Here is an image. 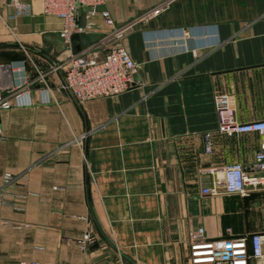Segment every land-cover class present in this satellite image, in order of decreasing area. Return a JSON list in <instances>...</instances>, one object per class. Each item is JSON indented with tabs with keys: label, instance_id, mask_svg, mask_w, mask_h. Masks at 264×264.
<instances>
[{
	"label": "crops",
	"instance_id": "0c3cea01",
	"mask_svg": "<svg viewBox=\"0 0 264 264\" xmlns=\"http://www.w3.org/2000/svg\"><path fill=\"white\" fill-rule=\"evenodd\" d=\"M99 6L92 14L78 6L75 23L125 47L134 83L79 103L52 70L70 50L57 53L44 38L61 20L44 15L40 0H0V88L23 79L28 88L0 112V187L5 172L15 177L0 196V264H131L120 253L136 264H187L198 228L205 238L262 230L264 191L201 190L258 149L257 133L217 131L215 97H228L239 122L264 119V0ZM183 28L204 39L183 48L170 39Z\"/></svg>",
	"mask_w": 264,
	"mask_h": 264
},
{
	"label": "built area",
	"instance_id": "2783aa9c",
	"mask_svg": "<svg viewBox=\"0 0 264 264\" xmlns=\"http://www.w3.org/2000/svg\"><path fill=\"white\" fill-rule=\"evenodd\" d=\"M16 1V0H14ZM105 0H40L44 15L56 16L61 20L59 30L65 42H68L73 32L82 30L75 23V11L78 6L95 7ZM16 3V2H15ZM20 13L29 11L28 5L17 6ZM161 6L155 7L148 15H156ZM94 12H91L92 14ZM105 24L111 26L113 21L106 10L101 11ZM124 28L115 30L112 35L120 38ZM170 39L184 40L183 48L187 40H203L204 36H191L187 29H181L179 36ZM66 61L52 66V70L61 71L63 74V87L66 88L74 99L82 103L84 101L103 97L115 96L129 89L134 81L133 74L136 64L122 45L111 47L101 59H93L82 51L73 52L70 47ZM23 70L21 66L19 68ZM14 70V69H12ZM17 70V69H16ZM46 86L42 91L46 90ZM28 92L24 79L18 85L13 86L8 92L0 88V112L9 109L13 101ZM215 106L218 118L217 131L226 134L257 133L261 136L258 149L254 153L253 160L245 166L241 162L224 164L221 175L216 176V170L209 168L208 172L216 176L210 187L202 188L204 194L216 195L219 192L246 196L251 192L264 191V119L239 122L234 119L233 108L228 97L218 94L215 97ZM3 138L0 124V139ZM204 150L210 152L211 143L206 138ZM15 177L10 172L3 174L0 196L5 186L11 183ZM221 184V187H219ZM262 230L249 234L231 235L217 238H205L202 228H198L191 236L188 243L187 264H264V202L261 205ZM84 235V240L88 239ZM24 264V263H22Z\"/></svg>",
	"mask_w": 264,
	"mask_h": 264
},
{
	"label": "water",
	"instance_id": "95a60500",
	"mask_svg": "<svg viewBox=\"0 0 264 264\" xmlns=\"http://www.w3.org/2000/svg\"><path fill=\"white\" fill-rule=\"evenodd\" d=\"M84 13H91L98 11V9H102L101 6H83L82 8ZM103 11V10H101ZM80 28L83 27V23L78 24ZM103 35L101 33L97 32H85L84 30H81L79 32H73L68 42H65L64 38L60 36V32H48L44 34L45 40L52 41L54 45V50L57 53H60L64 51L67 47H70L75 52L83 51L87 48H89L91 45L97 43ZM55 65V63H54ZM124 258H126L128 261H130L131 264H136L133 260L128 258L126 255L120 253Z\"/></svg>",
	"mask_w": 264,
	"mask_h": 264
},
{
	"label": "rangeland",
	"instance_id": "374dc122",
	"mask_svg": "<svg viewBox=\"0 0 264 264\" xmlns=\"http://www.w3.org/2000/svg\"><path fill=\"white\" fill-rule=\"evenodd\" d=\"M111 45H112V41H109V40L98 42L96 46L91 48L88 51V53H86V55H88L89 57H92L93 59H101L105 55V53L111 48ZM66 59L64 61H66ZM62 62L59 61L57 63L60 64Z\"/></svg>",
	"mask_w": 264,
	"mask_h": 264
}]
</instances>
